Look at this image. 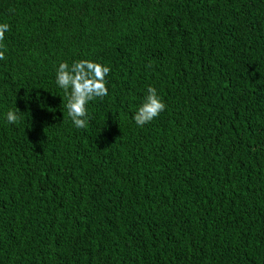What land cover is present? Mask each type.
<instances>
[{
  "label": "trees",
  "instance_id": "16d2710c",
  "mask_svg": "<svg viewBox=\"0 0 264 264\" xmlns=\"http://www.w3.org/2000/svg\"><path fill=\"white\" fill-rule=\"evenodd\" d=\"M0 23V264H264V0H0ZM84 59L108 95L76 128L56 72Z\"/></svg>",
  "mask_w": 264,
  "mask_h": 264
},
{
  "label": "clouds",
  "instance_id": "9594fccd",
  "mask_svg": "<svg viewBox=\"0 0 264 264\" xmlns=\"http://www.w3.org/2000/svg\"><path fill=\"white\" fill-rule=\"evenodd\" d=\"M10 26L0 23V42L5 38V33ZM3 45L0 44V48ZM5 59V51L0 50V60ZM110 72V67L91 60H78L69 65L61 62L56 72V83L67 95L68 116L76 128H86L89 119L87 104L96 98L108 95L105 77ZM166 108L165 103L157 95L156 89L149 86L147 95L134 115L138 126L153 121ZM19 109L7 113V121L16 123L20 117Z\"/></svg>",
  "mask_w": 264,
  "mask_h": 264
}]
</instances>
